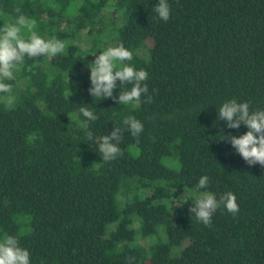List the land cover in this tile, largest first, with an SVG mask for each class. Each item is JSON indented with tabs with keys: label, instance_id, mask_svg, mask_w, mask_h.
Instances as JSON below:
<instances>
[{
	"label": "trees",
	"instance_id": "obj_1",
	"mask_svg": "<svg viewBox=\"0 0 264 264\" xmlns=\"http://www.w3.org/2000/svg\"><path fill=\"white\" fill-rule=\"evenodd\" d=\"M167 2L165 22L153 10L158 0H0V27L19 8L39 36L66 45L26 58L5 81L12 91L0 93V241L15 237L30 264H264V168L226 139L248 128L217 119L232 99L264 110V0ZM107 7L113 18L104 22ZM84 30L98 37L96 56L107 30L113 47L132 52L125 63L148 73L139 102L90 95ZM122 87L117 81L114 97L132 85ZM81 106L98 119L88 121ZM126 116L143 124L138 138ZM115 127L122 155L104 162L87 133ZM202 176L208 186L197 189ZM186 189L217 200L232 192L239 212L221 206L206 226L190 212L199 196Z\"/></svg>",
	"mask_w": 264,
	"mask_h": 264
},
{
	"label": "clouds",
	"instance_id": "obj_2",
	"mask_svg": "<svg viewBox=\"0 0 264 264\" xmlns=\"http://www.w3.org/2000/svg\"><path fill=\"white\" fill-rule=\"evenodd\" d=\"M159 18L165 22L170 19V6L167 0H158L153 8ZM20 13L13 23H4L0 27V93H10L12 85L5 83L15 79L14 72L18 71L25 59H37L40 57H53L65 50V42L59 39L46 40L39 36L36 31V20ZM133 54L123 44L117 47H109L96 56L95 60L86 67L90 70L91 87L89 93L92 97L100 99H114L119 105H131L139 102L142 94L148 92V86L143 83L148 79V73L136 70L133 66L125 63L131 61ZM120 81L125 89L132 85L130 90L121 91L118 97H114V90ZM151 96L146 102H151ZM80 113L88 121H95L98 117L87 107L81 106ZM218 120L226 121L229 129H239L241 125L248 128L246 134L240 136H227L235 152L238 153L249 166L259 164L264 168V110L250 112L247 102L238 103L235 99L226 101L218 109ZM123 124L133 137H139L143 131V124L133 116H126ZM87 127V124L84 125ZM36 133L28 135L27 140L31 143L37 139ZM122 138L121 129L115 127L110 135L94 136L87 133V140H95L98 152L104 162H110L122 155L119 143ZM209 178L202 176L197 189L208 186ZM223 206L229 213L238 214L239 205L237 197L232 192L224 193L219 200L211 193H204L195 200L190 212L193 218L210 226L213 215L217 209ZM0 264H30V253L27 249L19 246L18 240L13 236H6L0 241Z\"/></svg>",
	"mask_w": 264,
	"mask_h": 264
},
{
	"label": "rangeland",
	"instance_id": "obj_3",
	"mask_svg": "<svg viewBox=\"0 0 264 264\" xmlns=\"http://www.w3.org/2000/svg\"><path fill=\"white\" fill-rule=\"evenodd\" d=\"M113 10H114L113 7H109V8L107 7V8H105V9L103 10V12H102V16H103L104 22H109V21L113 18ZM107 35H108V30L105 31V32H103V33L101 34V37H99V38H101L102 41H106V42L104 43V47H103L102 51L107 50V48H109V47H113V44H112L111 42L107 41V39H106ZM97 39H98V37H97V35H96L95 33H93L92 35L88 36V35H87V30H84V31L80 34L79 45H80V48H81V50H82V52L84 53V56H85V57H84V64H85V65H87V64H89V63H91V62H93V61L95 60V58H96V54H95L94 48H95L96 51L100 50L99 45H97L96 47H94V44H93V41L96 42ZM108 42H109V43H108ZM145 45H146V47L149 48V47L151 46V41H150V40H147L146 43H145ZM102 51H101V52H102ZM21 89H22V88H18V89H17V92L20 91ZM75 118H76V115H75V114H72V115H71V120H74ZM133 150L136 151V148H134ZM165 162H167V160H165ZM186 192H187V194H189L190 196H199V197H200L202 194H204V193H198V192H196V191H194V190H189V191H188V189H186ZM120 199H121V201L124 200V198H120ZM118 205H119V197H118ZM119 206H120V205H119ZM113 226H114V225L111 224V225L109 226V229L113 228ZM160 229H162V228H160ZM162 230H163V229H162ZM162 235H163V234H162ZM166 240H167V238H166V236H165V240H164V241H166ZM140 243H141V244H144V245H146V246L149 245L148 242L145 241V240H143V239L140 241ZM186 245H188V242L184 244V247H185ZM176 252H177V251H176ZM176 252H175V253H176Z\"/></svg>",
	"mask_w": 264,
	"mask_h": 264
}]
</instances>
